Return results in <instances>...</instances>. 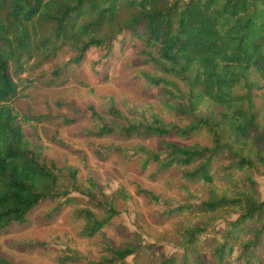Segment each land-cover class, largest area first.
I'll list each match as a JSON object with an SVG mask.
<instances>
[{"label":"trees","instance_id":"trees-1","mask_svg":"<svg viewBox=\"0 0 264 264\" xmlns=\"http://www.w3.org/2000/svg\"><path fill=\"white\" fill-rule=\"evenodd\" d=\"M140 46L143 63L154 75L138 72L158 88L165 111L181 123L167 122L151 105L109 99L106 112L89 106L96 139H160L158 151L140 144L109 146L110 153L160 171L181 167L182 180L207 188L200 205H183L164 215H211L226 211L235 217L219 231L206 223L185 222L178 231L182 258L165 257L151 244L112 248L101 241L102 257L88 260L76 251L62 258L69 264H127L146 255L153 264H264V201L255 177H264V0H0V235L28 222L44 204H56L46 218L61 212L62 200L75 193L85 200L77 210L80 236L98 235L119 212L91 177L79 183L77 170L47 162L38 133L29 138L25 124L39 116L17 114L14 76L32 60L36 67L64 50L78 65L92 48L112 55L115 42ZM56 73V72H55ZM59 75V74H57ZM75 120L66 121L72 123ZM206 136L207 146H182ZM227 162L220 169L214 165ZM228 186L218 190L217 178ZM149 201L160 199L140 192ZM198 246L210 249L209 260ZM207 253V252H206ZM0 264H16L0 250Z\"/></svg>","mask_w":264,"mask_h":264},{"label":"rangeland","instance_id":"rangeland-1","mask_svg":"<svg viewBox=\"0 0 264 264\" xmlns=\"http://www.w3.org/2000/svg\"><path fill=\"white\" fill-rule=\"evenodd\" d=\"M102 54V50L92 48L78 65L71 63L74 55L67 49L37 67V60H32L23 73L14 76L19 87L12 108L19 115L41 117L42 121L25 126L29 138L32 139L34 132L38 133L46 148L45 160L59 167H74L79 183L91 177L107 197L114 199L119 214L98 235L85 238L80 236L82 223L76 218L77 210L85 205L81 196L73 193L62 200L65 203L61 212L50 221L46 216L56 204H44L30 214L26 224L11 226L0 235L1 253L16 264H69L60 263V260L69 256L70 251L97 261L105 255L101 247L103 239L115 249L131 244H151L160 248L162 256L179 259L184 252L178 241V231L185 222L206 223L222 231L225 222L235 217L226 211L208 215L195 210L188 216L166 217L167 210L188 204L200 205L205 201L207 188L203 183L182 180L181 167L159 171L151 164L143 168L139 159L125 160L108 151L109 146L135 144L158 151L160 139L121 141L87 135L92 130L87 108L91 106L105 113V104L111 98L121 110L124 104L151 105L167 122L181 123L165 111L160 90L148 87L137 76L140 71L154 75L152 68L144 65L137 43L117 41L111 56L102 59ZM69 120L75 121L66 122ZM165 141L189 147L209 144V139L200 135L184 141ZM226 164L219 161L214 167L220 169ZM255 181L264 201V177L256 176ZM214 186L220 190L228 185L218 177ZM141 191L158 197L160 204L149 201ZM207 248L198 246L196 249L210 261ZM127 264H153V261L141 255L128 258Z\"/></svg>","mask_w":264,"mask_h":264}]
</instances>
